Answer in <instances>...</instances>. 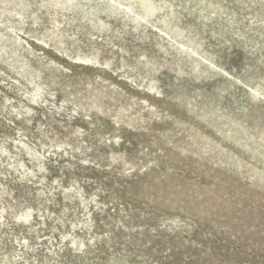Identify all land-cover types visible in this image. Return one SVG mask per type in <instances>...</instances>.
<instances>
[{
    "label": "rangeland",
    "instance_id": "obj_1",
    "mask_svg": "<svg viewBox=\"0 0 264 264\" xmlns=\"http://www.w3.org/2000/svg\"><path fill=\"white\" fill-rule=\"evenodd\" d=\"M0 264H264V0H0Z\"/></svg>",
    "mask_w": 264,
    "mask_h": 264
},
{
    "label": "bare ground",
    "instance_id": "obj_2",
    "mask_svg": "<svg viewBox=\"0 0 264 264\" xmlns=\"http://www.w3.org/2000/svg\"><path fill=\"white\" fill-rule=\"evenodd\" d=\"M126 9H129V8H126ZM135 16H136V15H135ZM133 17H134V16H133ZM134 20H135V19H134ZM8 33H9V32H8ZM2 37H3V36H2ZM2 37H1V39H2ZM20 37H21V36H20ZM167 37H168V36H167ZM23 39H24V38H23ZM34 96H37V94H36V95H34ZM25 217H26V218H29V217H30V215H29V214H26V215H25Z\"/></svg>",
    "mask_w": 264,
    "mask_h": 264
}]
</instances>
